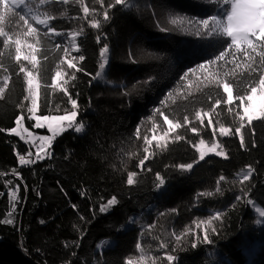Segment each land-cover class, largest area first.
Instances as JSON below:
<instances>
[{
    "label": "trees",
    "instance_id": "1",
    "mask_svg": "<svg viewBox=\"0 0 264 264\" xmlns=\"http://www.w3.org/2000/svg\"><path fill=\"white\" fill-rule=\"evenodd\" d=\"M83 2L96 9L87 18L78 0L67 4L50 0L39 7V0H32L30 5L33 14L55 16L50 24L57 31L81 32L76 38L79 51L68 57L76 56L74 62L83 69L75 72L74 79V70L60 64L63 46L69 47L67 36L41 35L37 45L41 49L37 114L71 110L68 96L49 87L60 65L67 72L64 87L77 100V122L85 127L79 133L69 129L56 135L50 156L26 165L19 164L18 157L35 158L40 146L37 149L7 131L15 127L21 113L28 127L33 128L34 120L26 116L28 107L23 98L28 93L23 74H17L19 65L11 58L14 50H4L0 42V51L5 52L0 63L8 68L7 72L0 69V78L9 77L0 98V264H168L166 252L176 257L173 264H264V226L258 224L253 210V205L264 210V120L242 129L246 148L240 147L238 135H219L221 125L233 132L239 126L234 114L238 109L230 113L228 106L221 105L212 111L211 105L222 99L223 93L214 85L205 86L206 77L219 72L224 78L234 66L217 62L198 69L197 65L218 55L226 38L196 35L189 24L217 13L218 19L223 18L222 9L229 10L223 0L219 5L215 0H129L123 6L104 0L103 7L99 0ZM109 4L114 6L108 8ZM105 9L110 17L107 21L103 19ZM16 11L24 14L25 10L21 6ZM92 20H99L101 27L92 28ZM6 29L14 38L19 28ZM57 43L62 45L60 49L55 48ZM105 44L108 59L102 71L99 65ZM80 55L83 61L78 60ZM237 62L241 64L237 76L227 79L234 85V94L242 95L249 78L246 73L240 75L243 59L239 54ZM189 69L196 71L184 76ZM98 71L102 73L99 78L95 76ZM157 108L174 123L183 124L187 116L190 124L177 129L163 150L153 141L149 152L154 154L141 168L139 160L147 147L143 137L151 139L167 129ZM197 111L210 112L213 124L208 126L206 117L201 126ZM137 127L139 139L135 136ZM191 127H196L198 134L192 133ZM175 135L184 139L172 142ZM201 138L218 141L227 158L209 154L200 160L193 144ZM182 164L193 167L182 170ZM249 165L255 171L242 184V170L246 172ZM129 172L137 173L133 185L127 184ZM157 173L165 180L159 188ZM221 175L225 180L217 185ZM207 192L213 194L199 195ZM113 196L117 203L101 212L100 206ZM237 196L242 199L237 201ZM216 212L221 218L208 228L211 243H205L206 224L201 221ZM140 216L147 228L138 226ZM7 220L12 223H5ZM149 225L154 227L149 229ZM186 230L194 232L177 243L171 234ZM161 242L168 247L162 249ZM193 242L196 247H192Z\"/></svg>",
    "mask_w": 264,
    "mask_h": 264
},
{
    "label": "snow or ice",
    "instance_id": "2",
    "mask_svg": "<svg viewBox=\"0 0 264 264\" xmlns=\"http://www.w3.org/2000/svg\"><path fill=\"white\" fill-rule=\"evenodd\" d=\"M50 0H39V6H43L49 3ZM60 3L67 4L69 0H59ZM81 5V9L85 14V18L89 15L90 12L95 13L96 9H90L87 5L84 4L83 0H78ZM221 0H215V4L219 5ZM32 0H0V37H3V49L14 50V55L11 58L19 65L18 75L23 74V80L26 84V92L28 95L24 96V101H31V106L27 108V112L29 114V119H35L36 123L34 127L40 128L47 125L49 130L52 132L51 136L41 137V144L36 153L37 158L41 159L47 155V149L50 148L51 142L54 137L60 133H63L66 130H74L75 132H81L85 125L82 122H77L78 116V104L76 99H72L71 94L68 89L64 87V84L67 83L64 80V77L67 75L63 69L60 68V65H57L54 75L51 77V84L49 87L59 88L65 95L68 96L69 103L71 104V110L65 112L63 115H55V116H37L36 112L38 110V96L39 89L41 87L39 80L37 79V75L39 72V64L40 60L38 59V53H40L41 49L37 47L41 43V35L45 37H62L67 35L71 44V48L73 51L78 52L79 47L76 44V38L81 35V32L72 31L67 34L61 31H57V29L51 26L50 21L56 19L55 16L48 15L47 13H38L33 14L34 9L30 6ZM99 3L103 7L104 0H99ZM127 0H115V5H125ZM223 5L225 9L223 10V18H219V13L216 15H211L207 19H199L189 21V24L192 25L194 29V34L196 35H208L211 37L222 36L225 37V45L222 50L218 52V55L215 56L214 59L208 60L205 64L197 65L198 69H205V65H216L217 62H221L222 65H233V69L231 72H225L224 78H221L219 72L212 73L211 78L206 77L207 83L205 86L214 85L218 89H222L223 98L216 99L215 102L211 105L212 111H215L219 106L226 105L228 106V112L232 113L234 109H238L235 111V117L240 122L239 126L235 128L233 132L230 127H226L221 125L219 128V135L221 137H227L231 135H238L239 142L241 148H246L245 138L242 133V129L246 126L251 127L254 121L264 120V0H223ZM23 6L24 14L16 11L17 8ZM114 5L109 4L108 8L113 7ZM42 17V18H41ZM30 18L34 23H30ZM103 19L105 21L109 20V13L107 9L103 12ZM7 20L8 26L11 29H15L17 27H24L25 30L22 33H15V38L10 34L9 31L5 30V21ZM23 22V25L20 24ZM175 23V21H173ZM34 24L36 26H34ZM89 24L92 28L99 29L101 27V23L99 20L89 21ZM43 26L46 31H41V27ZM82 31V30H81ZM23 36V39L21 38ZM99 40L100 37H97ZM31 41H34L31 42ZM62 47L61 44L57 43L55 45L56 49H60ZM64 56L60 60V64H66L67 69L74 70L72 74V79L75 78V72L82 71L83 69L77 66V63L74 61L77 60L76 56H70L69 47L67 45L63 46ZM108 52V45L105 44L103 48H101V56L103 57L105 53ZM5 52L0 51V57L4 56ZM237 54L243 59V69L240 72V75L243 76L245 73L249 78V82L246 85V90L242 95L234 94V85L229 82L227 79L228 76L236 77L237 72L236 69L241 68V64L237 62ZM229 57L231 58L229 60ZM46 60L47 57H44ZM79 61L84 60V56L80 55L78 57ZM21 61H27L31 68L26 67ZM105 62L99 65L101 70L105 69ZM0 69H3L5 72L8 71V68L5 67L3 63H0ZM35 70V71H33ZM195 69H189L188 72L184 74L187 76L188 73L195 72ZM101 72L98 71L95 76L99 78L101 76ZM183 79V77H181ZM63 81V83H61ZM9 77L4 76L3 78V87H0V98H2L5 89L8 87ZM191 95V93H189ZM172 94L169 93V97ZM209 100H212V97L209 96ZM237 101L239 103L237 104ZM161 104H165V101H161ZM23 107V105H20ZM156 113L163 118V124L167 125V129L164 131L163 135L157 139L155 135L149 139L147 135L143 137L144 144L147 147H144L143 151L145 153L143 159L139 160V167H143L145 162L149 159V156L154 154L149 152V147L152 146L153 141H156L155 147L157 149L163 150L167 147L168 140L167 137L170 134H175L177 129L184 127L185 125H189L190 121L187 116H184V123L181 124L179 121L175 123L173 120L169 119L168 115H165L163 111L157 108ZM196 119L199 120L201 126H204L205 118L207 117V124L211 126L213 124V120L210 112H201L197 111L195 113ZM25 116L23 113L16 116V127H12L8 129L10 133H14L17 136H21L23 138V133H27L29 136L32 135L29 132V129L23 126V120ZM151 119V117H149ZM155 128L156 125L154 124ZM190 131L192 133L198 134V129L196 127H191ZM253 134L255 133V129H252ZM213 137L216 135V129H213L212 133ZM135 136L137 139L140 138V129L137 127ZM184 139V137L180 135H175L174 140L172 142L180 141ZM163 142V143H162ZM191 142V141H189ZM254 146V141H253ZM193 147L199 152V159L203 160L209 154H215L217 156H222L225 159L227 158V153L223 150L222 146L219 142H214L211 146L205 147V140L201 138L197 144H193ZM219 149V150H218ZM31 160H26L24 156H19V163L21 165H26L32 163ZM180 169L186 170L191 169L193 167L192 164H182L179 165ZM255 169L252 168L251 165L247 166L246 172L242 170L241 183L244 181H248L253 175ZM137 176L136 172H129L127 174V184L133 185L136 183L134 177ZM157 179L159 183L157 187H161L165 184V180L163 177L157 173ZM225 177L223 175L220 176L217 181V185L221 181H224ZM219 191V188H217ZM213 193H200L199 195H209L211 196ZM15 194L13 193V196ZM247 196V193H244ZM241 196H237L236 200H241ZM251 203V201H248ZM117 203L116 197L113 196L109 199L106 204H102L100 206V211L105 212L114 206ZM171 211L175 212V209ZM164 215V213H161ZM261 216H264V212L260 213ZM221 218V213L216 212L213 216L209 217L207 221H201L202 224H206L203 235V242L211 243L208 238V228L211 227V224L214 220H218ZM5 223L11 224V220L5 221ZM149 229L154 227V225H149ZM199 227V225H198ZM212 232H215V228H211ZM191 230H186V232L177 235L173 232L171 235L174 237L175 241L179 243L182 240V237L185 235H189ZM196 243L193 242L192 247H196ZM136 247L139 249L140 244L137 243ZM160 247L162 249H166L168 247L167 244L161 242ZM168 264H173L176 260L174 255L169 253H165ZM143 259V257H142ZM131 264V261L128 262Z\"/></svg>",
    "mask_w": 264,
    "mask_h": 264
},
{
    "label": "rangeland",
    "instance_id": "3",
    "mask_svg": "<svg viewBox=\"0 0 264 264\" xmlns=\"http://www.w3.org/2000/svg\"><path fill=\"white\" fill-rule=\"evenodd\" d=\"M129 3V0H127V3L125 4V5H127ZM7 21V20H6ZM6 21H5V30L6 31H8L6 28H8L9 26L7 25V23H6ZM19 29L18 30H15L16 31V33H22L24 30H25V28L24 27H18ZM70 32H72V31H70ZM67 36V35H66ZM14 38H15V33H14ZM21 38L23 39V36H21ZM65 40H66V42L69 44V47L71 48V44H70V41H69V38H68V36H67V38H65ZM3 41V37H0V42H2ZM32 42V41H31ZM1 44H3V43H1ZM71 51L72 52H70V54H72L74 51L72 50V48H71ZM107 54L105 53V55L103 56V58H102V63L103 62H105V60L107 61ZM23 62H26V63H28L27 61H23ZM107 63V62H106ZM103 71V70H102ZM4 86V84H3V78H0V87H3ZM27 107H30L31 106V101L29 100V101H27V105H26ZM38 111V110H37ZM26 113H27V115L26 116H29V114H28V112L26 111ZM65 114V113H64ZM36 115L37 116H41V115H39V114H37V112H36ZM55 115H63V114H51V115H46V116H55ZM33 120H34V125H35V123H36V121H35V119L33 118ZM23 126L24 127H26V128H28L29 129V132H31L32 133V135L31 136H29L27 133H23L22 135H23V138L22 139H25L27 142H29V143H31V145L33 144L34 146H40V144H41V140H40V138L41 137H46V136H51L52 135V132L49 130V128L47 127V125H45L44 127H40V128H37V127H34L33 126V128H31V127H28L26 124H25V122H24V120H23ZM17 125H15V127H16ZM43 130H45V131H43ZM10 133V132H9ZM11 134H14V133H11ZM61 134V133H60ZM15 135V134H14ZM59 135V134H58ZM161 135H163V133H161V134H157V135H155L156 137H157V139H159V137L161 136ZM173 134H170V136H172ZM17 136V135H16ZM170 136L169 137H167L166 139L168 140V139H170ZM18 137H20L21 138V136H18ZM205 140V147H208V146H211L214 142H215V140L214 139H210V140H206V139H204ZM198 143V142H197ZM196 143V144H197ZM196 149V148H195ZM219 150V149H218ZM224 150V149H223ZM38 151V150H37ZM197 151V150H196ZM225 152H226V150H224ZM37 153V152H36ZM197 153L199 154V152L197 151ZM227 153V152H226ZM253 210L256 212V214H257V216H258V224L260 225V226H264V216H261L260 215V213L261 212H264V210H262L259 206H257V205H253ZM137 224H138V226H140V227H144V228H147V224H146V222H145V220H144V218L143 217H141L140 216V218H138L137 219ZM192 233L194 232V230H192L191 231ZM110 242H112V241H109L108 243H110ZM111 244V243H110ZM254 246V245H253ZM132 262H135V259L132 261ZM137 262V261H136ZM96 264H101V263H99V262H97ZM218 264H221V263H218Z\"/></svg>",
    "mask_w": 264,
    "mask_h": 264
},
{
    "label": "built area",
    "instance_id": "4",
    "mask_svg": "<svg viewBox=\"0 0 264 264\" xmlns=\"http://www.w3.org/2000/svg\"><path fill=\"white\" fill-rule=\"evenodd\" d=\"M50 156V150L49 149H47V155L46 156H44V158H47V157H49ZM26 160H31V161H35L36 159H38L37 158V156H35V158L33 157V158H28V157H24ZM35 159V160H34ZM41 159H43V158H41ZM18 163H19V157H18ZM20 164V163H19Z\"/></svg>",
    "mask_w": 264,
    "mask_h": 264
},
{
    "label": "crops",
    "instance_id": "5",
    "mask_svg": "<svg viewBox=\"0 0 264 264\" xmlns=\"http://www.w3.org/2000/svg\"><path fill=\"white\" fill-rule=\"evenodd\" d=\"M37 149H38V147H37ZM50 150V149H49ZM35 156H37V155H35ZM25 157V156H24ZM28 158H30V157H28Z\"/></svg>",
    "mask_w": 264,
    "mask_h": 264
}]
</instances>
